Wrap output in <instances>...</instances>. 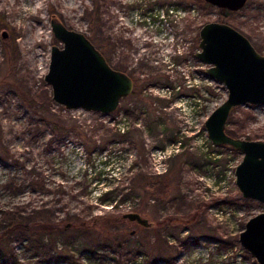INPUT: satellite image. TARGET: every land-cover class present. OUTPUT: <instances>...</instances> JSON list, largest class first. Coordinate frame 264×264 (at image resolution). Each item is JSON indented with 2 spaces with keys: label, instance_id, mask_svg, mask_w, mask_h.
I'll return each mask as SVG.
<instances>
[{
  "label": "rangeland",
  "instance_id": "rangeland-1",
  "mask_svg": "<svg viewBox=\"0 0 264 264\" xmlns=\"http://www.w3.org/2000/svg\"><path fill=\"white\" fill-rule=\"evenodd\" d=\"M52 18L133 79L114 112L52 101ZM210 21L264 54V0L227 14L205 0H0V264H257L238 234L264 204L235 184L242 154L204 126L226 98L194 56ZM226 128L264 140V104L234 107Z\"/></svg>",
  "mask_w": 264,
  "mask_h": 264
},
{
  "label": "water",
  "instance_id": "water-1",
  "mask_svg": "<svg viewBox=\"0 0 264 264\" xmlns=\"http://www.w3.org/2000/svg\"><path fill=\"white\" fill-rule=\"evenodd\" d=\"M245 1L205 0L232 11L240 9ZM50 26L61 43L51 46L48 69L43 76L50 86L52 101L66 110L83 109L104 115L114 112L133 91L131 76L112 67L85 34L67 28L56 18L50 20ZM198 34L199 50L194 56L207 65L204 70L207 76L223 84L226 90V98L204 121L207 137L215 146L226 145L242 154L234 170L235 184L244 198L264 204V140L235 137L226 132L227 119L234 107L264 104V54L225 22H207ZM122 216L143 226L150 225L138 212ZM238 241L257 264H264V211L245 222Z\"/></svg>",
  "mask_w": 264,
  "mask_h": 264
},
{
  "label": "trees",
  "instance_id": "trees-1",
  "mask_svg": "<svg viewBox=\"0 0 264 264\" xmlns=\"http://www.w3.org/2000/svg\"><path fill=\"white\" fill-rule=\"evenodd\" d=\"M218 10H219L220 12L224 13V14H227V13H228V12H226L223 8H218ZM115 68L121 70L119 67H115ZM226 132H227L228 134H230L231 136H237V137H239V136L236 135L234 132H230V131H228L227 128H226ZM13 227H15V228H22V229H24V228H29V229H35V230H48V229L53 228L54 225H51V224H49V223H33V224H30V225H26V224H24L23 222L20 221V222H16V223L13 225ZM11 230H12V228H10V226H7L6 231H4V233H2V234L0 235V239H1V237H3L5 234L9 233ZM115 243H116L117 247H120V246H121L120 241L117 240Z\"/></svg>",
  "mask_w": 264,
  "mask_h": 264
},
{
  "label": "flooded vegetation",
  "instance_id": "flooded-vegetation-1",
  "mask_svg": "<svg viewBox=\"0 0 264 264\" xmlns=\"http://www.w3.org/2000/svg\"><path fill=\"white\" fill-rule=\"evenodd\" d=\"M246 2H247V0L245 1V3H244V5L241 7V8H243L244 6H245V4H246ZM213 7H215V6H213ZM240 8V9H241ZM226 12H228V13H231V12H236V11H239L240 9H238V10H235V11H232V10H229V9H226V8H223ZM227 125V124H226ZM235 137H237V136H235Z\"/></svg>",
  "mask_w": 264,
  "mask_h": 264
},
{
  "label": "bare ground",
  "instance_id": "bare-ground-1",
  "mask_svg": "<svg viewBox=\"0 0 264 264\" xmlns=\"http://www.w3.org/2000/svg\"><path fill=\"white\" fill-rule=\"evenodd\" d=\"M25 5H26V3H25ZM28 5V4H27ZM35 6H37L36 4H35ZM28 7V6H27ZM34 8H37V7H34ZM24 11V10H23ZM26 12V11H25ZM32 12V11H31ZM27 14V13H26ZM32 14V13H31ZM25 17V16H24ZM30 17V16H29ZM21 25V24H20ZM41 59V58H40ZM39 63H40V61H39Z\"/></svg>",
  "mask_w": 264,
  "mask_h": 264
}]
</instances>
